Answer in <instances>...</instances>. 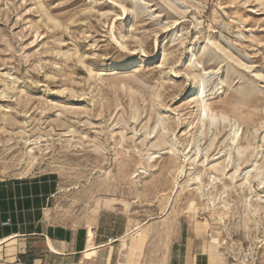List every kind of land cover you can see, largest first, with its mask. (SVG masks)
<instances>
[{"label": "rangeland", "instance_id": "obj_1", "mask_svg": "<svg viewBox=\"0 0 264 264\" xmlns=\"http://www.w3.org/2000/svg\"><path fill=\"white\" fill-rule=\"evenodd\" d=\"M261 3L0 0V180L53 175L60 225L108 217L144 264L192 227L229 264H264Z\"/></svg>", "mask_w": 264, "mask_h": 264}, {"label": "crops", "instance_id": "obj_2", "mask_svg": "<svg viewBox=\"0 0 264 264\" xmlns=\"http://www.w3.org/2000/svg\"><path fill=\"white\" fill-rule=\"evenodd\" d=\"M56 192L51 174L0 180V264H144L127 241L123 246L119 240L125 227L110 230L108 217L92 221L90 240L87 226L60 225L52 210ZM192 231L172 245L167 264H229Z\"/></svg>", "mask_w": 264, "mask_h": 264}, {"label": "bare ground", "instance_id": "obj_3", "mask_svg": "<svg viewBox=\"0 0 264 264\" xmlns=\"http://www.w3.org/2000/svg\"><path fill=\"white\" fill-rule=\"evenodd\" d=\"M262 5H263V8H264V3H261ZM123 7V6H122ZM185 9H187V7L185 8ZM123 11H125V7H123ZM125 13V12H124ZM216 47H218L219 45L218 44H216L215 45ZM191 60H192V58H191ZM189 62H190V60H189ZM194 62V61H193ZM171 71V70H170ZM257 76H258V74H256ZM197 80H199V79H197ZM203 80V79H202ZM202 82V81H201ZM200 83V82H199ZM198 82H196V81H194L193 82V84H192V93L193 94H195V96L197 95L198 96V94H199V90H200V84H199ZM201 94H203L202 92H201ZM193 96V95H192ZM204 97V96H203ZM202 97V98H203ZM200 99V98H199ZM194 102H196L197 103V100L196 99H194ZM190 103H191V101H190ZM209 102L207 103V100H205L204 98L202 99V111H203V115L206 117V118H204V117H202V115H200V117H202L201 118V120H199V122H200V125L201 126H206V124L208 125V127L210 128L211 126H214V127H216L217 128V122H213V120L216 118L215 117V114H213L212 113V111L209 109ZM213 107V106H212ZM221 111V110H220ZM229 114V113H228ZM199 117V118H200ZM224 119V117H222V120ZM218 120V119H217ZM221 120V119H220ZM244 120V119H243ZM246 120V119H245ZM244 120V121H245ZM216 121V120H215ZM198 122V121H197ZM221 122V121H220ZM225 122H228V121H225ZM247 122V121H246ZM230 124V126H231V123H229ZM202 128V127H201ZM232 136L229 138L230 140L229 141H231V144H238V139H239V136L237 135L238 133H237V131H238V127L236 126V125H233L232 126ZM161 131V130H160ZM196 131V130H195ZM164 132V131H163ZM159 135V134H158ZM196 136V135H195ZM159 137H161V136H159ZM157 139H158V137H157ZM157 139H154V142H155V140H157ZM194 140V139H193ZM159 142L161 141V142H165V141H163L162 139H160V140H158ZM166 143V142H165ZM152 144V143H151ZM156 144V145H155ZM160 144H162V143H160ZM160 144H158L157 145V143H153V145L155 146V147H157L158 149H159V147H161L160 146ZM153 145H150L151 146V148H152V146ZM162 145H164V144H162ZM243 146V145H242ZM155 147H153V148H155ZM230 150V149H229ZM236 152L235 153H237V157H239L238 159H240V157H242V152L240 151V149H239V147H237L236 148V150H235ZM243 154H245L244 153V151H243ZM259 154V151H257L256 152V155H258ZM194 157V156H193ZM230 157V155H228V158ZM255 157L256 156H254V159H253V164H252V167H249V169H246L245 170V172H244V177H243V179H244V184H248V185H250L251 184V181H250V179H252V178H260V179H262V174H263V171H262V169L260 168V166H258V163H257V160L255 159ZM190 159H192V157L190 158ZM242 159V158H241ZM148 160V159H147ZM194 160V159H193ZM202 160V159H201ZM228 160V159H227ZM189 161V160H188ZM192 160H190V162H191ZM194 162H195V160H194ZM202 162V161H201ZM200 163V162H199ZM219 163H221V164H219ZM240 163V162H239ZM247 163V162H246ZM200 164H202V163H200ZM195 165V164H194ZM203 165V164H202ZM237 165V164H236ZM262 165V164H261ZM205 167H207V166H205ZM210 168V167H209ZM211 168L212 169H214V170H216V172L217 171H220V172H224V170H225V165L223 164V160L221 161V162H216V163H213L212 165H211ZM181 172H183V169H179V173L181 174ZM255 173L254 175H252L251 173ZM177 173H178V171H177ZM221 174V173H220ZM222 175V174H221ZM226 175H229V174H226ZM230 175H232L231 173H230ZM229 175V176H230ZM229 178H231V176L229 177ZM228 178V179H229ZM232 179V178H231ZM239 183V182H238ZM240 183H241V181H240ZM239 183V184H240ZM238 184V185H239ZM234 185V184H233ZM252 188V187H251ZM67 189L66 188H64L63 186H59L58 188H57V194H59V193H63V192H65ZM264 208V207H263ZM259 210V209H258ZM255 212H256V210H255ZM92 221V220H91ZM88 224H89V222H88ZM87 224V225H88ZM139 227V226H138ZM134 228L131 232L132 233H136V234H138L139 233V228ZM91 228H93V227H91ZM89 226H88V235H89V240H90V238H92V236H93V231H92V229H91ZM128 234V233H127ZM124 235V236H122L119 240L121 241V243H122V245L123 246H125V241H126V238L129 236V235ZM211 241L212 242H215V243H217L218 242V239L216 238V236L215 237H212L211 238Z\"/></svg>", "mask_w": 264, "mask_h": 264}, {"label": "built area", "instance_id": "obj_4", "mask_svg": "<svg viewBox=\"0 0 264 264\" xmlns=\"http://www.w3.org/2000/svg\"><path fill=\"white\" fill-rule=\"evenodd\" d=\"M8 222H5L4 224H7ZM111 239H108V241H110Z\"/></svg>", "mask_w": 264, "mask_h": 264}]
</instances>
